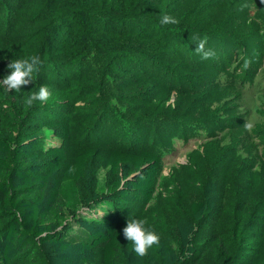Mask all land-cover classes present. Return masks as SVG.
<instances>
[{"label": "rangeland", "instance_id": "obj_1", "mask_svg": "<svg viewBox=\"0 0 264 264\" xmlns=\"http://www.w3.org/2000/svg\"><path fill=\"white\" fill-rule=\"evenodd\" d=\"M150 1L148 10L134 5L132 13L125 15V23H130L134 21L131 18L142 17L141 10L152 8L157 14L154 22H137L136 29L144 28L134 35L128 30L115 32L119 26L109 20L110 0H33L29 14L19 12L23 0H0V80L10 73L7 65L12 60L39 56L36 51L41 42L36 36L24 41L26 51L19 43L29 25L41 27L44 36L51 39L47 46L50 54L39 56L33 83L21 87L25 98L38 92L45 81L40 68L43 59H55L61 66L81 65L76 103L90 102L85 112L74 115L76 120L64 145L68 161L88 146L102 155L114 147L157 152L161 160L153 198L142 209L134 204L131 215H144V227L168 245L178 248L174 220L187 213L190 200L199 197L205 180L216 182L220 198L216 208L198 223L197 236L211 242L218 226L260 233L264 228V120L246 131L241 115L231 106L233 96L225 84L230 77L228 67L231 75L245 79L264 72V3ZM121 2L125 12L130 1H116ZM83 6L88 22L78 14ZM163 14L175 17L179 24L161 25ZM150 22L154 23L152 30ZM98 23L101 28H97ZM59 26L65 35L55 30ZM163 27L180 31L181 43L174 42L164 50L166 31L164 38L152 39ZM205 37V47L215 56L202 60L195 50L198 40ZM65 44L73 51L66 52ZM3 91L0 86V94ZM49 101L43 104L50 111L54 102L70 105L57 92L51 93ZM45 117V112L35 114L33 126L38 127ZM41 135L50 141L53 137L48 130ZM96 177L97 191L110 189L99 160ZM83 193L65 203L67 211L80 207ZM94 258L99 261V248L94 250Z\"/></svg>", "mask_w": 264, "mask_h": 264}, {"label": "trees", "instance_id": "obj_2", "mask_svg": "<svg viewBox=\"0 0 264 264\" xmlns=\"http://www.w3.org/2000/svg\"><path fill=\"white\" fill-rule=\"evenodd\" d=\"M110 1L107 11L109 20L119 26L117 33L128 30L137 35L144 28L136 29L137 22L156 20L157 14L151 8L141 10L139 19L131 18L134 21L125 23V15L132 13L134 5L148 10L150 0H129L125 12L121 10L125 3ZM31 2L23 0L19 12L29 14ZM78 14L82 21H89L84 6ZM153 22L148 24L151 30ZM101 25L98 23L97 28ZM59 28L55 30L65 35V30ZM42 30L28 26L23 34L26 37L19 43L22 51L27 48L24 41L36 36L41 42L36 53L42 58L50 54L47 46L51 39ZM164 31L168 37L164 38ZM180 34L176 29L163 27L152 39L163 37L162 47L169 50L174 42L181 43ZM64 47L66 52L73 51L70 45ZM43 61L42 84L70 105L54 102L50 111L40 102L27 105L22 89L9 92L4 88L0 94V264H264V228L260 233L229 231L217 224L213 241L205 242L197 236L198 223L216 208L220 198L214 180H205L199 197L190 200L187 213L175 218L178 248L159 239L146 255L133 252L123 229L128 220H143L146 225L144 215H131V209L134 204L142 209L153 198L160 155L147 148L116 147L102 155L88 146L68 161L64 145L76 120L74 115L85 112L90 103H76L82 68L61 66L55 59ZM226 69L230 77L225 86L233 96L232 108L241 115L243 123L252 122L253 128L260 125V120H264V72L245 79L243 75H231V67ZM58 71L60 75L55 74ZM40 112H45L46 117L35 128L33 116ZM42 130L52 132L51 141L41 135ZM98 160L105 167L110 186L104 192L96 190ZM81 191L84 193L79 197L80 207L67 211L65 203ZM96 248L100 249L99 261L94 258Z\"/></svg>", "mask_w": 264, "mask_h": 264}, {"label": "clouds", "instance_id": "obj_3", "mask_svg": "<svg viewBox=\"0 0 264 264\" xmlns=\"http://www.w3.org/2000/svg\"><path fill=\"white\" fill-rule=\"evenodd\" d=\"M264 3V0H261ZM247 7V5H244ZM161 25H177L179 20L175 17L163 14L160 18ZM207 38L199 39L198 46L195 50L201 56L202 60H207L215 56V52L206 48ZM40 64L39 56L33 55L31 57L12 60L7 67L10 73L0 80V86H3L7 91H20L22 86H27L33 83L34 73L38 71ZM51 96V92L47 86H40L38 92H33L25 99V103L29 106L36 102L46 103ZM253 123L246 121L243 125L246 131L253 129ZM123 236L133 245L132 251L138 256L147 254L149 248L159 243V236L154 232L147 230L144 227L143 220H128L126 227L123 229Z\"/></svg>", "mask_w": 264, "mask_h": 264}]
</instances>
